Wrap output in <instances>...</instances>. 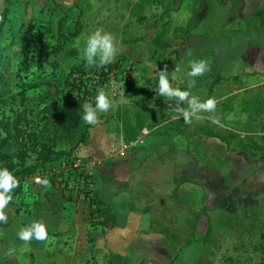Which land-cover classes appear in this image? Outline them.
<instances>
[{
  "label": "rangeland",
  "instance_id": "1",
  "mask_svg": "<svg viewBox=\"0 0 264 264\" xmlns=\"http://www.w3.org/2000/svg\"><path fill=\"white\" fill-rule=\"evenodd\" d=\"M134 3V0H78L67 9L53 7L51 4L47 8L46 5L42 6V9L36 5L31 6V10L24 9L25 27L27 25L38 27L35 28L37 32L31 30L29 34H24L25 37L22 35V47L28 50L32 60L29 66L13 60L7 69L2 70L0 66V99H6L0 102V119L6 124L18 112L24 113L26 120L37 121L36 126L39 127L44 123L41 119L43 112L41 114L39 112L45 105L57 103L58 107L61 106L63 95L61 87L67 83L70 76L68 73L73 66L78 67L79 71H85L83 75L108 68L112 71L108 81L114 83L120 93L115 97L109 96L112 107L109 112L100 115L101 123L96 127V130L101 127L106 137L103 136L100 141H88L87 138L86 143L76 150L74 156L75 159L81 160L78 165L84 163L85 171L91 173L90 178H95L105 189H112V193L108 191L107 199L112 211L118 214L117 218L120 219V211L129 199L131 201L137 199L135 201L138 205L146 203L147 208L152 209L154 213L153 224L156 225V230H165L169 236L175 233L173 235L175 239L172 242L168 240L164 249L171 261L172 258L179 257L177 251H180L182 246L190 243L192 250L188 249L184 255L188 264H264V238H260L261 223L264 221V203H260L252 213L243 212L241 208L239 212L236 210L234 213L226 214L216 210L215 199L214 203L210 204L213 209L209 212L200 205L189 217L188 210L172 199L175 196H172L171 190L181 176L192 180L190 182L199 181L197 170L205 167L208 171H213V168L223 165L221 159L231 155L228 152L230 145L224 146L220 151L215 145L210 143L212 146L207 145L212 140L206 144L199 142L195 154L191 157L179 153L163 155L162 152H150V148H142L140 143L137 148L129 150L127 148L123 150L121 147L123 136L120 116L124 115L126 108L130 112L136 109L144 116L157 119L159 117L164 121H168L174 115L180 116L157 94V80L153 76L156 70L166 69L172 86L178 88L181 68L183 70L185 67L182 62L178 65L180 59L177 58L184 33L181 29H184L187 23L185 18L179 20L178 17L175 18L174 13L165 11L168 2L154 0L148 3L146 1ZM1 6L0 1V8ZM15 8L11 6L12 15H16ZM14 19L11 16L6 25L7 41L10 42V46L14 44V37H17L16 29L13 31ZM58 22L62 26L60 31L63 32L64 43L59 46L61 51L57 56H48L57 45L52 36L57 32ZM97 28H103L115 35L119 54L110 66L89 69L79 57L86 37ZM162 31L165 33L163 43H167L169 48L159 50L153 46L152 40ZM76 32L77 34L73 36ZM2 52L0 65L4 60ZM162 59L166 61L168 67L161 63ZM119 74L135 79L136 84L120 83L121 80L116 78ZM142 75H145L144 78ZM137 87L141 88V91H137ZM21 89L25 92L24 105L19 98H15L16 95L7 100ZM186 105L184 107H187ZM201 123L202 120L191 119V122L187 123V128L182 129L183 134L190 133ZM84 125L83 121L82 127ZM94 127L92 126V129ZM168 127L169 124L161 129L165 130ZM210 129L220 135L230 133L213 124ZM43 134L46 135L44 132ZM49 136L54 138L57 151L69 150L70 141L60 131L50 128ZM249 139L254 143L251 144V148L255 149L253 151L259 150L261 141ZM183 142L181 138L174 140L173 150L178 151ZM233 143L232 140L229 142L231 145ZM120 148L123 151L118 155L115 151ZM11 150L12 148H9L7 151ZM226 152L228 153L224 155ZM255 155L258 156L257 153ZM189 161L193 164H188ZM198 164L199 169L196 170ZM186 165H192V168ZM221 175L224 176L222 173ZM38 184L34 182L35 186H27L24 193L15 196L16 201L11 208L13 206L12 210H17L16 215L22 212L38 213L44 209L43 206L35 207L33 204L37 201L35 193ZM75 184L71 185L75 187ZM203 189L209 191L210 186ZM114 193L119 195L112 198ZM125 195H128L129 199ZM7 210L9 209L6 207L5 211ZM36 220L40 223L39 217ZM185 221H188V225ZM208 228L211 229V234L203 242V236ZM189 231L191 235L188 234Z\"/></svg>",
  "mask_w": 264,
  "mask_h": 264
},
{
  "label": "crops",
  "instance_id": "2",
  "mask_svg": "<svg viewBox=\"0 0 264 264\" xmlns=\"http://www.w3.org/2000/svg\"><path fill=\"white\" fill-rule=\"evenodd\" d=\"M0 1L1 12L5 4L3 0ZM134 1L136 4L154 0ZM77 2L78 0H29L27 6L20 2H12L8 7L7 22L10 21L11 16L13 19L15 16L13 31L16 29L17 37H14V44L10 46V42L7 41L6 22L4 47L0 51L4 52V60L0 65L2 70L7 69L12 60L20 62L28 54V50L22 47V35L23 37L25 35L20 30L21 25L25 24L24 9H30L33 5L42 9V6L46 5L47 8L50 4L53 7L60 6L67 9ZM11 6L16 7V15H12ZM172 13L179 20H183L184 17L187 23L191 21L193 27L188 34L184 32L182 35V46L177 58L180 59L178 65L182 62L185 67L183 70L181 68L177 87L182 91H189L191 96L198 97L201 102L210 98L216 101L213 112L202 111L198 113L199 119L196 116H192L191 119L208 121L238 135L241 139H259L262 146L264 142V0H183L179 9ZM201 59L208 61L211 71L195 78V86L189 89L186 73L190 71V62ZM165 65L167 66V63ZM144 76L142 75V78ZM174 117L177 116H171L166 123L156 128L145 129L134 143L127 144L122 140L121 147L129 150L137 148L140 143L142 148H150V152L162 149L160 152L165 155L185 154L188 150L186 136L189 133L184 135L182 129L178 130L174 126L161 129L163 125L178 119ZM96 127L89 130L88 141L106 137L103 129L100 127L96 130ZM159 129L161 130L157 131ZM152 133L155 134L150 135ZM177 138H181L184 142L178 151L177 149L174 151L172 143ZM209 143H218V141L213 140ZM262 149L255 151L258 155H263L262 157H250L238 149L232 150L226 160L221 159L223 165L218 166L219 169L213 168V171L197 170L198 164L195 169L199 172L197 174L200 180L174 186L171 191L175 190V197L172 199L188 210L189 217L200 205L209 212L213 209L210 204H213L215 199L218 208L216 210L219 213H234L236 210L239 212L241 208L242 211L256 209L260 203H264V145ZM121 152V148L115 151L118 155ZM77 156L81 157L79 154ZM191 166L186 165L192 168ZM225 167L227 172H224ZM208 174L210 176H207ZM89 180L94 184L97 182L95 178ZM205 186H210V192L203 189ZM98 190L106 196H109L108 191L112 193V189L107 190L100 185ZM125 196L129 199L128 195ZM135 200L129 199V202L122 207L120 219L117 218L118 214L112 211L115 216V226L104 233L101 226L89 225L88 207L84 202L63 204L58 219L50 212L47 213L45 208L38 213L22 212L16 215L10 202L7 206L9 210L5 211L8 222L0 224V264H188L184 255L188 249L192 250V245L188 243L182 246L180 251H177L179 257L172 258L171 261L164 249L168 240L172 242L175 239L173 236L175 233L169 236L165 230H156L152 209H148L146 203L138 205ZM107 203L109 204L108 200ZM130 205L135 206L134 210L129 209ZM37 217L45 226L48 238L44 241L33 239L29 244H25L18 239L17 233L20 229L33 225ZM185 222L188 225V221ZM188 234L191 235L190 231ZM10 248H15L12 258L6 255Z\"/></svg>",
  "mask_w": 264,
  "mask_h": 264
},
{
  "label": "trees",
  "instance_id": "3",
  "mask_svg": "<svg viewBox=\"0 0 264 264\" xmlns=\"http://www.w3.org/2000/svg\"><path fill=\"white\" fill-rule=\"evenodd\" d=\"M4 8L1 11V20H0V51L4 47L3 38H4V25L8 21L7 17L9 14V5L12 2H20L24 6L29 4V0H3ZM183 0H171L165 6V11L174 12L179 9ZM190 21L184 29L181 31L186 32L187 34L193 28L190 25ZM27 25V24H26ZM38 27L32 25H27L23 23L20 30L26 35L29 34L31 30L37 32ZM62 26L60 22L57 24V32L53 35L52 38L56 41V46L52 53L48 56H57L61 51V46L64 43V37L61 33ZM76 33L73 34L76 35ZM165 33L160 32L153 40L152 44L157 49H167L169 45L163 43V38ZM184 38L183 41H185ZM54 46V45H50ZM32 58L29 54L24 56V59L19 62V64L30 65ZM164 59L161 60L162 64H165ZM112 64V63H111ZM107 65L106 67L110 66ZM19 71V68H18ZM83 74L85 71H79L78 67L73 66L69 71V78L66 81L67 83L61 87L63 92L62 104L58 107L57 103H52L51 105H45L42 110L39 112L42 113L41 119L43 124L36 126L37 121H30L25 119L24 113L16 114L15 117L11 118L8 123H3L0 119V170L7 169V171L18 181V187L14 188L12 191L13 201L10 203L13 205L16 201V197L24 193L27 186L33 185L34 179L36 177L39 180L48 179L51 182V187L45 189L40 183L37 185V201L33 204L35 207L43 206L47 213L58 219L60 217V212L62 211L63 204H77L79 202H84L88 207L89 214V225L91 227L101 226L103 233L112 229L115 226V216L111 210L110 205L107 203V196L104 193H100L98 190L99 182L95 184L90 182V176L85 171L84 163L80 165H74L75 152L76 150L84 145L88 138V131L92 128L90 125H84L82 127V105L87 102L83 99L75 97L74 92L78 89L72 79L76 74ZM143 88V87H142ZM137 91H141V88L137 87ZM24 91L21 89L17 93L11 95L7 98L10 99L12 96L19 98L21 104L24 105ZM6 99H0V102ZM178 118L168 123L169 126H174V128H187V123L184 122L183 118ZM121 121V130L124 142L127 144L134 143L140 137V134L145 129L156 128L167 122L158 117L144 116L142 112L134 109V111H129L125 109L124 115L120 116ZM171 124V125H170ZM212 123L208 121H203L197 127L192 129L190 133L186 136L188 139V150L186 155L191 157L195 153L198 143H207L210 140H217L218 143H213L220 151L224 146H229L228 152L238 149L247 156H256L254 148H251V140L249 138L241 139L238 135L230 132L226 135H220L213 133L210 129ZM167 125V124H166ZM163 125V126H166ZM214 125V124H213ZM216 126V125H215ZM53 128L62 133V135L70 141V148L68 151H57L55 149L54 138L49 136V129ZM184 130V129H183ZM46 133V135L43 134ZM183 134V133H182ZM185 135V134H184ZM234 143L229 144L230 141ZM169 146V144H166ZM208 146H212L207 143ZM260 146V150H263ZM165 146V145H164ZM9 148H12L11 151H7ZM228 149V148H227ZM162 149H159L155 153H159ZM226 152L224 155H226ZM164 155V153H162ZM263 155H258V157ZM192 160V158H190ZM223 159H227L226 156ZM83 162V161H82ZM221 164L223 162L221 161ZM220 166V165H218ZM203 170H208L205 167H202ZM190 182L186 177L181 176L176 181V187ZM76 183L75 187L71 184ZM101 186V185H100ZM176 189V188H175ZM16 196V197H15ZM175 196V190L173 195ZM135 206L130 205L129 209L134 210ZM248 211L252 213L253 209H245L243 212ZM17 212V210H15ZM28 213V212H27ZM16 214V213H15ZM29 214V213H28ZM262 233L260 238H264V221L261 223ZM211 234V229L208 228L204 234L203 242L208 239ZM57 236V234L55 235Z\"/></svg>",
  "mask_w": 264,
  "mask_h": 264
},
{
  "label": "clouds",
  "instance_id": "4",
  "mask_svg": "<svg viewBox=\"0 0 264 264\" xmlns=\"http://www.w3.org/2000/svg\"><path fill=\"white\" fill-rule=\"evenodd\" d=\"M118 54L119 48L115 35L105 31L103 28H97L86 37L79 58L83 60L86 68H103L114 63ZM189 67L190 71L186 73L188 77L187 87L189 89L195 86V78L211 71L208 61L204 59L191 61ZM153 78L157 80V94L168 102L167 104L170 108L183 117L185 123H190L192 116H196L199 119V112H213L215 110L216 101L214 99L210 98L201 102L198 97L191 96L189 91L174 88L166 69L156 70ZM185 104H187V107H184ZM81 107L84 123L90 126H98L101 123L100 115L110 111L112 101L104 89H99L95 97L94 106L90 102H85ZM37 182L45 189L51 187V182L48 179L38 180ZM16 187H18V181L7 169L0 170V224H7L8 222L5 209L12 202L13 196L11 193ZM17 237L25 244H29L33 239L44 241L48 238L45 226L39 222L20 229ZM14 254L15 248L8 249L6 253L9 258H12Z\"/></svg>",
  "mask_w": 264,
  "mask_h": 264
},
{
  "label": "built area",
  "instance_id": "5",
  "mask_svg": "<svg viewBox=\"0 0 264 264\" xmlns=\"http://www.w3.org/2000/svg\"><path fill=\"white\" fill-rule=\"evenodd\" d=\"M167 66L169 65L167 64ZM111 73L112 71H109L108 68H104L103 70L94 71L90 75L81 74L74 76V79H72V81L74 82L75 86L78 88L74 92L75 97L90 102L93 104V106L95 104V97L99 89H104L109 96L115 97L116 94L118 93V89L114 83H110V81H108V76ZM116 78H118V80L119 79L121 80L120 83L123 82V83H128L130 85L136 84L135 79L132 80V78L127 77L126 75L119 74ZM123 150H125V148ZM79 162H80L79 160H76L74 162V165L77 166ZM87 174L91 175L90 172H87ZM38 180L39 178L36 177L33 181L35 183H38L37 182Z\"/></svg>",
  "mask_w": 264,
  "mask_h": 264
},
{
  "label": "flooded vegetation",
  "instance_id": "6",
  "mask_svg": "<svg viewBox=\"0 0 264 264\" xmlns=\"http://www.w3.org/2000/svg\"><path fill=\"white\" fill-rule=\"evenodd\" d=\"M188 157V156H187Z\"/></svg>",
  "mask_w": 264,
  "mask_h": 264
}]
</instances>
